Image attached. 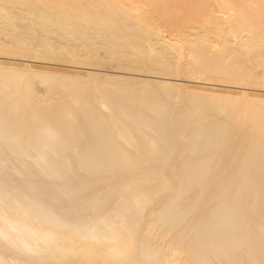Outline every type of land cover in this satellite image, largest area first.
<instances>
[{
  "label": "bare ground",
  "instance_id": "bare-ground-1",
  "mask_svg": "<svg viewBox=\"0 0 264 264\" xmlns=\"http://www.w3.org/2000/svg\"><path fill=\"white\" fill-rule=\"evenodd\" d=\"M0 264H264V0H0Z\"/></svg>",
  "mask_w": 264,
  "mask_h": 264
}]
</instances>
